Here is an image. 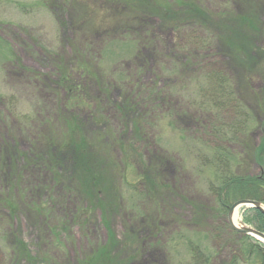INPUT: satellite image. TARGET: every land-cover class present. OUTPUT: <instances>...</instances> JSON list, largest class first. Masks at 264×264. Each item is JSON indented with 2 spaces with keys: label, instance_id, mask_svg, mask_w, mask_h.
I'll use <instances>...</instances> for the list:
<instances>
[{
  "label": "trees",
  "instance_id": "obj_1",
  "mask_svg": "<svg viewBox=\"0 0 264 264\" xmlns=\"http://www.w3.org/2000/svg\"><path fill=\"white\" fill-rule=\"evenodd\" d=\"M91 1L99 2V6L104 4H127L129 10L126 14L128 15L124 16L127 21L125 20L122 23L121 21L116 22L115 19L113 25L119 28L114 33L101 32L102 34L99 35L98 40L97 38L92 40L90 36L97 32V29L89 30L85 27L86 31L83 35L81 26L76 24L75 19L78 22L88 20V15L93 13L89 11H95L96 9L85 8V13H81L78 16L79 18H73L72 14L71 17H67L68 13L65 9V4H70L71 1H42L56 21L58 15H64L70 22L71 29L77 30L79 33V36L73 33L74 36H71L68 43V50L71 51L72 49L74 53L71 52L68 57L62 55V57L57 58L54 55L53 64L50 67L53 72L50 82L57 91L56 93L59 94L58 104L56 105L57 112H53L55 115L52 117L55 119L56 124L53 136L49 137L50 134L45 133L49 135L45 138L43 133L38 134L35 132L34 135L31 134L32 125L39 118L36 110L30 109L27 112L19 113L16 109L14 96H10L5 105L2 103L4 110H6L5 115L12 118L13 116L16 117L18 120L17 130L34 143H29L26 149L16 152L12 156L15 160L13 165H15L16 170L14 171L6 164L5 159L3 161L0 159V180L4 179L5 182L8 180L7 178L11 180V184L8 186L10 189L7 188L4 196H0V254L6 252V256H13L12 244L14 245L15 242L11 237L13 234L10 227L15 223V215H13L17 208L15 206L22 203L27 207H35L36 205V202L32 203V201L37 198L35 197L38 193L35 191L37 187H32L30 181L32 185L37 184L38 186L42 181L47 182L50 180L52 185H56V192L48 194L42 200L49 204V209L45 214L52 210L51 206L57 208L58 201H65L66 197L64 196L68 195V192L74 196L72 198L74 208L72 215H62L63 218L76 217L78 204L76 205L77 202L74 200H77V198L87 201V207L78 206L77 219H82L84 212L96 209L95 202H97V205L102 203L103 212L112 208L123 213L127 224L125 230L128 235L135 237L138 233L135 231V227L138 225L136 223H145L146 221L149 229L151 228L150 240H158V238L156 239L157 232L154 231L155 234H151V232L154 230L152 227L157 228L159 226L161 228L158 222H162V220L157 218L160 216V210H158V207L155 209L153 205L158 203L159 206L162 199L160 195L163 191L169 192L175 188L171 182L172 179L170 180V178H165L162 175H158L159 178L154 176L165 170V168H162L164 163H170V161L175 163L176 158L174 155L157 152L153 146L152 140L155 141L156 139L154 138L156 134L154 129L159 125V120H162L163 115L158 114V117L153 119L151 109L150 113L144 107L139 109L147 100L152 102L153 105H157L158 109L156 111L158 113L159 111L162 113V108L167 109L168 116L170 115L171 118L181 120L184 114L183 111L190 114L183 119L186 123H191V125H187L188 127H194L195 130L184 135V140L188 144L186 151L196 161V171L198 168L203 167L210 171L211 176V178H208L209 180L204 179L207 194L213 201L212 214L214 215V222L213 225H210V231L207 233L210 247L207 251L201 247L199 242L188 239L186 247L189 259L187 262H179L178 264H264V244L247 234L231 229L226 221L229 207L237 200L248 199L258 201L264 205V115L257 120V127L253 129L254 131L247 130L246 117L241 114L245 105L237 100L236 89L234 90L230 86V84L232 85L231 80L230 78L227 80L225 75L229 65L217 61L219 57L227 59L225 50L222 51L221 47H217L221 44L215 35L216 33L213 32L215 28L211 33L204 31V28L208 30L212 28L207 20L211 16L210 10L197 0L191 3L185 2V11L174 16L176 20L172 19L171 9L165 7L167 5L173 6V3H177L175 0H165L166 2H162V0ZM174 8L177 7L174 6ZM261 10H264L263 6ZM261 10L260 13H263ZM145 13L156 15L159 19H165L167 23L172 25L175 34L177 33L180 36L184 34L179 43L180 45L183 43L181 46L183 57L177 56L176 60L167 58L166 62H169L167 68L162 67L164 73L176 75L174 77H180V80L177 79L178 82L173 84L168 80V84L163 81L161 89H158L154 83H146V80L142 78L149 70L148 63L145 61L146 53L153 51V45H149L151 43L150 37L147 36L149 31L137 30L132 24L137 22L138 25L143 24L141 26L143 27L145 23L142 22L139 15ZM253 15L255 14L251 15L247 12L245 15L240 16H243L242 19L245 17L249 22L252 21L254 27L258 28L253 22ZM262 17H264V13ZM130 20L133 23H129ZM143 21H145L144 18ZM56 23L59 28L60 24L61 27L66 26L65 18H63V22L58 23L57 21ZM67 24L69 25V23ZM258 25L261 27L260 23ZM94 26H96L95 23ZM126 44L131 45V48L123 50L121 46ZM118 45L119 52L117 51ZM110 50L114 51V64L118 65H115V68L98 69L97 76L94 77L93 65L97 64L99 66L105 54ZM122 55L126 56L122 57ZM171 56H174V54ZM69 57L72 60L66 61ZM140 57H144L142 62H140ZM73 62L75 63L72 67ZM74 66H76V69ZM137 68H139V71H136ZM33 73L31 74L37 77L38 72L34 71ZM101 77H106V86L109 89L112 87L119 89V96H121V98L118 96L117 99H114L112 97L107 98V95H105L102 100H98L97 109L101 114L104 110H118L123 115L125 114L124 108L132 113L137 112L138 109L140 110L139 119L131 122L132 124L128 127L127 124L124 127L125 129L123 128L124 130L121 129V131L115 132L109 143L111 152H113L112 156L117 158L114 162L115 167L121 170L120 179L126 187H131V191H133L131 196L126 198V205L120 203L122 191L118 186L115 188L114 194L110 192V199L112 200L106 201V197L102 193L104 187V182L102 183V166L97 161L96 167L92 160V150L89 147L87 137L83 131L85 129L81 123V119L85 116V109H91L92 107V102L86 97L88 94H84V82L90 78L99 81ZM130 82H133L135 87H132ZM36 89L37 92L47 89L44 95L48 97L47 78H44ZM172 90L176 95L174 98L170 96ZM183 100L193 109L189 111ZM43 104V110H45L46 104ZM171 105L174 108H170ZM46 111L48 112L47 109ZM146 113L148 114L146 115ZM200 113L204 115L202 116ZM196 116L201 124L195 121ZM173 124L177 126L174 121ZM172 128L177 129L174 126ZM113 131H111L112 134ZM149 131L152 133L149 134ZM245 131L250 132L252 141L242 137ZM247 133L245 134L247 135ZM97 134V144L103 149L99 143L109 140V136L103 132ZM148 138L151 140L149 146L145 144ZM42 140H46L45 145L38 147V142ZM6 144L0 146V157H2L1 153L4 156L8 155L6 150L11 152V148ZM2 148L6 150L3 152ZM124 150L126 152L123 155L121 152ZM161 156V159L158 158ZM174 165L177 167L176 163ZM127 167L136 173L137 183L134 185L129 186V183H127L125 173ZM62 171L66 173L64 176L60 175ZM13 172L15 173L13 174ZM69 172L77 174L74 177L76 186L72 184V181H69V176H67ZM200 173H202L201 169L198 171V174ZM178 179H180V176ZM158 186L161 188L160 195H156L158 194L156 190ZM186 186H179L176 190L188 192ZM134 188H137V190L134 191ZM59 193H63V196ZM112 203L114 204L111 205ZM41 208L47 209L48 207L41 206ZM245 211L251 212L252 216L250 218L245 216L244 222L252 224L257 230L264 233V215L253 208H246ZM3 212H8L9 216H12L9 218L8 224H5V222L3 224V221H6V218L3 220ZM135 213L139 214L136 215ZM154 222H156V225L152 226ZM165 222L163 221V223ZM138 228L140 229L142 226L139 225ZM152 236L155 238L153 239ZM54 238L59 241L57 236H54ZM47 239L50 241L51 234L48 235ZM143 241L139 239L142 245ZM110 245V242H106L103 246L97 248V258L99 255L100 258L105 254L108 255L106 264H113L112 258H110L111 252L107 251ZM220 252H223L222 255H220Z\"/></svg>",
  "mask_w": 264,
  "mask_h": 264
},
{
  "label": "rangeland",
  "instance_id": "obj_2",
  "mask_svg": "<svg viewBox=\"0 0 264 264\" xmlns=\"http://www.w3.org/2000/svg\"><path fill=\"white\" fill-rule=\"evenodd\" d=\"M42 1L0 0V146L7 143L6 145L11 148V152L2 148L3 152L4 150L8 152V155L4 156L1 153L2 157L0 159L2 161L5 159L6 164L12 168V171L16 170L15 165H13L15 160L12 156L16 152L26 149L29 143L33 144L34 142H31L28 137L17 130V118L5 115L6 110H4L3 105H5L6 100L10 96H14L16 109L19 113L33 109L36 110L39 116L32 125L31 134L34 135L35 132L38 134L43 133L45 138L49 136L45 133L50 134L49 137L53 136L56 124L55 119L52 117L55 115L53 112H57L56 105L58 104L59 94L56 93L57 91L51 85L50 81L53 72L50 67L53 64L54 55L57 58L62 57V55L63 57H68L71 52L74 53L72 49L71 51L68 50V43L71 36H74L73 33L79 36L78 31L72 30L70 22L61 14L58 15L57 21L61 23L63 18H65L66 26L61 27L60 24L59 28L57 21L43 5ZM70 1V4H65V9H67L68 13H66L67 17L72 14L73 18H79L78 16L81 13H85V8L96 9L95 11H89L93 13L88 15V20L85 19V21L80 20L78 22L75 19L76 24L81 26L83 35L84 31H86L85 27L89 30L97 29V32L90 36L92 40L96 38L98 40L99 35L102 34L101 32L114 33L119 27L113 25V21L116 19V22L121 21L124 23L126 20L124 16L128 15L126 13L129 10L127 4H104L103 7L99 6V2L96 3L91 0ZM163 1L166 2L165 0ZM192 1L194 0H175L177 3H173V6L167 5L165 7L171 9L169 11L172 19H176L174 16L185 11V2L191 3ZM197 1L201 5H206L211 12V16L207 20L212 28L210 30L204 28V31L211 33L213 28H215L213 32L216 33L215 35L221 44L217 47H221L222 51L225 50L227 57V59L219 57L217 61L229 65L225 73L226 78L227 80L230 78L232 83V85L229 83L230 86L234 90L236 89L237 100L245 105V107L242 105L244 111L241 114L246 117L247 130L250 129V132H252L257 127V120L264 115V17H262L264 10H261L262 6L264 7V0ZM174 6L177 8H174ZM260 10L263 13H260ZM247 12L251 13V15L255 14L252 16L253 22L258 28H255L252 21L249 22L245 17L242 19L243 16L240 15H245ZM139 16L142 22L145 23L144 26L141 27L143 24L138 25L137 22L132 25L137 30L149 31L147 32L151 42L149 45H153V51L151 53L147 52L149 54L146 53L147 56L145 55L149 70L143 75V80H146V83L156 84L155 86L158 89L162 88L161 84L163 81H166L165 84L169 83L167 80L171 81L172 84L178 82L177 79L180 80V77L176 78L174 77L176 75L164 73L162 67L165 66L167 68L166 66L169 64V62H166L167 58L176 60L177 56L183 57L181 47L183 43L181 45L179 43L180 38L184 34H181V36L177 33L175 34L172 30V25L167 23L165 19H159L156 15L145 13ZM142 17L145 21H143ZM160 18L162 17L160 16ZM247 18L250 19L249 17ZM94 23L96 26H94ZM129 23H133V21L130 20ZM258 23L261 24V27H259ZM129 44L121 46L122 49L128 50L129 47L131 48ZM117 51L119 52V45ZM113 52L112 50L108 51L99 66L97 64L93 65L94 77L97 76L98 69L115 68V65H118L114 64ZM173 54L174 56H171ZM124 56L126 55H122V57ZM86 59L88 58L86 57ZM70 60L72 59L69 57L66 61ZM143 60L144 57H140V62ZM74 63H72V67ZM74 68L76 69V66ZM33 70L39 73H37V77L31 74L34 72ZM136 71H139V68ZM44 78H47L49 86L48 97L44 95L47 89L42 90V92L39 91L40 93L36 89ZM106 80V77H101L99 81L95 78H90L84 82V94H88L86 97L92 102V107L91 109H85V116L81 119L85 129L83 130L84 134L92 150V160L96 167L97 161L102 166V183L104 182L102 193L105 195L106 201L112 200L110 199V192L114 194L117 186L122 191L120 200L122 205H126V198L133 193L131 191L132 188L126 187L120 179L121 170L115 167L114 162L117 158L112 156L113 152H111L109 143L115 132L121 131L127 124L128 127L132 124L131 122L139 119V109L144 107L145 110L148 109V112L151 109V117L153 119L157 118L158 114L163 115L162 120H159V125L154 129L156 132L154 138L156 139L155 141L152 140L153 146L157 152L174 155L179 161L175 159L177 167L171 161L170 163H164L162 168H165V170L154 176L159 178L158 175H162L165 178L172 179L171 182L175 188L173 191H163L162 195H160L161 188L159 186L156 188L158 192L156 195L162 196V199L159 206L158 203H155L153 207L155 209L158 207V210H160V216L157 218L161 219L162 222H158L161 228L159 226L157 228L152 227L154 230L151 234H155L154 231H156V239L158 238V240H150L151 236L149 233L151 228L149 229L146 221L145 223H136L138 227L140 225L142 228L137 229V226L135 227V231L138 232L136 236L134 235L135 237L128 235L125 230L127 224L123 213L112 208L103 212L102 203L97 205V202H95L96 209L94 208L88 212L83 211L82 219H77L78 206L87 207L86 200L83 199L82 201V199L77 198L78 201L74 200L77 202L76 205L78 204L76 217L71 219L63 218L62 215H72L74 208L72 200L74 196L68 192V195L64 196L66 197L65 201H58V207L51 206L52 210L45 214L49 209V204L42 200L48 194L56 192V185H52L50 180L47 182L42 181L38 186L37 184L32 185L30 181L32 187H37L35 190L38 192L35 195L37 198L32 201V203L36 202V205L35 207H27L22 203L15 206L17 207L13 214L15 215V223L10 227L13 234L11 237L15 242L14 245L12 244L13 256H6V252L2 255L0 254V264H106L107 254L102 256V258L99 255L97 258V248H100L106 242L111 244L107 251L111 252L110 258H112L113 264H178L179 262H187L189 259L186 247L188 239L199 242L201 247L208 251L210 242L207 233L210 231V225H213L214 215L212 214L213 201L207 194L204 179L211 178V176L210 171L206 168L200 167L196 171L197 163L186 151L188 144L184 140V135L195 130L193 129L194 127H188L187 125H191V123H186L183 119L190 114L183 111L184 114L181 120L179 118H171L170 115L168 116L167 109L162 108V113H160L161 111L158 113L156 111L158 109L157 105H153L152 102L147 100L144 101L145 103L139 107L137 112L134 111L136 113L126 111L124 108V115L118 110H104L101 114L99 109H97L98 100H102L105 95H107V98L117 99L120 93L119 89L113 87L109 89L106 86ZM130 85L135 87L133 82H130ZM177 86L179 87L178 84ZM176 90L178 91V89ZM171 92L170 96L176 97L175 92L173 90ZM43 103L46 104L48 112L46 109L43 110ZM184 103L189 111L193 109L188 106L186 101ZM170 108L174 107L171 105ZM202 113L200 115L203 116L204 114ZM173 121L177 126L173 124ZM195 121L201 124L197 116ZM232 122L234 121L232 120ZM172 125L177 127V129H173ZM112 130H114L113 134L111 133ZM100 132L109 136V140L99 143L103 149L97 144V133ZM250 132L247 133L245 131L247 135L244 133L242 137L252 141ZM150 133L152 132L149 131ZM46 140H42V143L38 142V147L45 145ZM146 141L145 144L149 146L150 138ZM125 152L124 150L121 153L124 155ZM158 158L161 159L162 156ZM17 168L19 169V167ZM200 169L202 173L198 174ZM125 173L129 186L137 183L136 173L131 168L127 167ZM64 174H66L65 171H62L60 175L64 176ZM67 176H69V181H72V184L76 186L74 177L77 174L69 172ZM179 176L181 180L178 179ZM7 179L6 182L4 179L0 180V196H4L5 191L11 184L10 178ZM185 185H187L186 190L188 192L176 190L179 186L184 187ZM136 190L137 188H134V191ZM59 194L63 196V193ZM152 195L154 196L155 194ZM40 205L48 208L43 209ZM243 208L238 207L233 211L232 219L236 212L234 224L255 228L252 224L244 222L245 216L250 218L252 213L244 211L245 209ZM135 214L138 215L139 213ZM2 216L3 220L6 218L3 224L4 222L8 224L9 218L12 217L9 216L8 212H3ZM163 221L166 222L163 223ZM154 225H156V222L152 224V226ZM143 226L145 227L144 229ZM50 234L51 239L49 241L47 237ZM54 236H57L59 241ZM152 238L154 239L155 237L152 236ZM139 239L144 240L143 245L140 244ZM222 253L220 252V255Z\"/></svg>",
  "mask_w": 264,
  "mask_h": 264
},
{
  "label": "water",
  "instance_id": "obj_3",
  "mask_svg": "<svg viewBox=\"0 0 264 264\" xmlns=\"http://www.w3.org/2000/svg\"><path fill=\"white\" fill-rule=\"evenodd\" d=\"M242 205L253 207V208H255L256 210H258L259 212H261L264 215V206L262 204H260L257 201H251V200L242 199V200H238V201L234 202L229 207V210H228V213H227L228 224L235 231L248 234V235H250L252 237H255L256 239L264 241V233L254 229L252 227L246 226V225H242V224L241 225H235L234 224L233 219H232L233 211H235L236 208H238V207H240Z\"/></svg>",
  "mask_w": 264,
  "mask_h": 264
},
{
  "label": "bare ground",
  "instance_id": "obj_4",
  "mask_svg": "<svg viewBox=\"0 0 264 264\" xmlns=\"http://www.w3.org/2000/svg\"><path fill=\"white\" fill-rule=\"evenodd\" d=\"M235 214H236V212H235L234 215H233V221H234V217L236 216Z\"/></svg>",
  "mask_w": 264,
  "mask_h": 264
}]
</instances>
